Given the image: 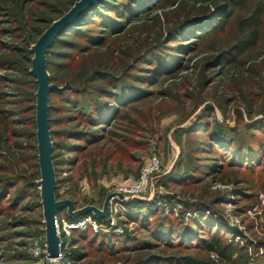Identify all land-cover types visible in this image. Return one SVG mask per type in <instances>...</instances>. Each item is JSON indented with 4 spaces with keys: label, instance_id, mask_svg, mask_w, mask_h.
<instances>
[{
    "label": "rangeland",
    "instance_id": "1",
    "mask_svg": "<svg viewBox=\"0 0 264 264\" xmlns=\"http://www.w3.org/2000/svg\"><path fill=\"white\" fill-rule=\"evenodd\" d=\"M76 1L78 0H75L73 4ZM221 1L224 0H168L149 15V17L154 16L153 20L145 21L144 18V21L142 20L131 29L122 40L111 46V48L118 49V55L116 58L113 57L110 67L118 69L132 63L133 58L137 57L148 43H152L161 35H166L168 26L187 12H204L214 8V5ZM263 1L251 0L247 8H236L228 29L202 40L199 43L201 46H197L191 54L185 56L186 64L183 69L178 70L174 76H169L155 84L152 88L155 92L149 98L138 102L137 107L128 110L125 118L121 122H117L119 126L115 131L120 128L131 131L129 136L127 135L129 141L128 144H123L124 148L116 153L114 159L100 160V156L99 158L95 157L96 153L90 150L70 153L64 148L57 149L55 162L59 179H61L56 190L57 198L71 199L75 202L76 208L87 205L102 208L109 193L117 191L118 186L125 180L137 178L145 163L153 155H157L160 157L163 167L154 179L153 196L151 198L150 195H147L148 199L140 198L144 202L153 203L150 212L158 211L160 214L180 217L182 223L187 224L197 211H186L185 202L191 204L201 202L213 206L214 210H211V213H216L219 221L230 227L232 233L235 234L234 239L242 245L248 244L252 255L249 264H264V195H259L258 201L245 195V193H252V190H249L248 182L252 179L257 182L256 177H252L246 172L240 173L232 170L226 176L220 175L216 178L204 176L199 182L190 184L173 183L171 188L166 187L161 180L174 169H178V161L181 156L186 154V151L188 152L189 145L193 147L197 140H204L207 137L205 132L184 135L181 131L198 121L204 109L208 113L206 118L211 123L220 121L221 124H227L230 127L240 125L244 137L248 134L247 129L244 128L245 123L256 120L264 121V14L260 18L261 24L258 28L260 37L253 50L242 52L239 57L234 59V62L227 64L223 62L221 67L217 66L208 70L205 68L206 64L211 65V60L218 52L229 49L238 43L243 37V33L238 27L239 19L250 16ZM71 2L72 0H0V58H4L8 62L0 63V89L9 95L8 108L12 110V113H22L25 108L34 107L18 116L20 121L15 118L16 123L14 124L15 130L19 129L21 135L29 134L32 130L35 134L32 143L36 147L35 151L29 150V153L34 155L33 157L37 155L36 159H32L33 163L39 164L35 97L38 85L35 82L34 100H26L29 99V96L24 92L31 89L33 81L31 77L20 71L19 65L16 63L22 61L30 71L33 57V53H30L31 47L40 36L32 26L47 28L55 19L72 7ZM155 15H158L159 19ZM45 19L54 20L49 24ZM25 48H28L27 52L24 51ZM65 49L68 50V48ZM105 50L98 57H91L93 62L109 63L110 56L114 54L109 49ZM62 61H66L65 63L71 67L67 66L61 75L57 74L60 76L59 82L62 81V85L52 82L57 86V89H62L65 86V84L63 85L65 81L81 82L80 72L84 70L82 67L86 66L83 64L82 56L73 62L71 60ZM217 64L220 63L217 62ZM93 67L92 63H87L85 69ZM222 70L221 76L218 77L217 75ZM48 72L50 75L51 72L49 70ZM205 78L211 82L209 86H206ZM55 98L57 103L54 105L58 109L54 115L63 119L70 110L63 106L65 102L61 100V96L58 95ZM207 106L210 108H206ZM32 117L33 124L25 122ZM56 127L64 128L65 125H56ZM257 133L264 136V131ZM124 136H126V132ZM19 139L25 146H29L30 140L27 137H19L17 131L14 143ZM179 139L182 145L178 142ZM55 141L63 146L66 143H71L69 139L63 137H57ZM72 159H76L75 163L68 162ZM34 171L40 172V166L31 169L29 175ZM39 179L40 175L33 180L32 185L34 186L28 189L27 197L19 207L12 213L6 214L8 217L5 218L7 219L10 215L16 217V225L9 230L11 234L13 233L12 237L3 240L1 245L12 243L14 250L21 254L9 264H76L70 257V253L77 246L74 242L73 232L70 236L68 259L57 262L45 255L46 226L41 205ZM242 188L245 190L244 194L241 193ZM16 189L14 188L13 191ZM125 205L121 203L122 207L118 208L120 210L115 215V223L123 230L121 233L114 230L95 232L92 228L81 229H91L96 234L107 236V239L104 240L103 246L99 244L102 238L99 239L96 246H87L85 245L86 241H80V244L85 245L87 257L77 264H125L131 263L128 260V258L133 260L131 256L137 258L138 254L127 249L134 247L136 238H147L149 232L142 227L139 221H134L127 216L128 209ZM182 213L183 217L180 216ZM88 215L94 214L91 212ZM67 216L66 209L61 211L58 215V223L68 220ZM149 220L153 221L154 218L150 217ZM100 221L106 223V219ZM255 245L259 247H255ZM37 249L39 255H36ZM113 251L115 254L111 255L110 253ZM151 252L168 256L170 254H186L188 251L156 247L152 248ZM129 255L131 256L129 257ZM0 264H4V262Z\"/></svg>",
    "mask_w": 264,
    "mask_h": 264
},
{
    "label": "trees",
    "instance_id": "2",
    "mask_svg": "<svg viewBox=\"0 0 264 264\" xmlns=\"http://www.w3.org/2000/svg\"><path fill=\"white\" fill-rule=\"evenodd\" d=\"M74 1L72 0L71 4ZM167 1L100 0L95 7L80 17L73 27L59 36L49 48L47 69L51 72V83L62 85V81L59 82V75L67 69V66L71 67L62 60L73 62L82 56L83 64L87 66V63H92L94 65L91 69H85L86 66L82 67L84 70L80 72L81 82L65 81L63 83L65 86L62 89L55 88L50 93L49 118L57 189L61 183L55 162L57 149L64 148L70 153L90 150L96 153L95 157L99 158L100 156V160L114 159L116 153L124 148L123 144H128L129 137L127 135L129 136L131 132L122 128L115 131L119 126L117 122L119 123L125 118L130 108L137 107L138 102L149 98L155 92L152 89L155 84L169 76H174L178 70L183 69L186 64L185 56L191 54L197 46H201L199 43L202 40L228 29L236 8H247L251 3V0H224L204 12H187L168 26L166 35H161L152 43H148L142 52L133 58L132 63L118 69L110 67L112 60L118 55V49L111 48V46L122 40L144 18L145 21L153 20L154 16L149 17V15ZM263 14L264 1L259 3L250 16L239 19L238 27L243 33V37L238 43L229 49L218 52L211 60V65L206 64L205 68L208 70L217 66L221 67L223 62H225L224 64L234 62V59L239 57L242 52L253 50L260 37L258 28ZM155 16L159 19L158 15ZM45 20L50 24L54 19ZM32 28L38 35L46 29L36 25ZM65 48H68L69 51ZM105 49L111 50L114 54L110 56V59L108 58L109 63L93 62L92 58L101 55L103 50L106 51ZM24 51L27 52L28 48H25ZM30 53L33 52L30 51ZM0 59V63L2 61L8 63L4 58ZM16 64L19 65L20 71L31 77L33 81L31 89L24 92L29 96V99L26 100L32 101L36 87L34 76L22 61H17ZM222 72L223 70L217 76H221ZM204 81L206 86L211 84L208 78H205ZM58 95L65 102L63 106L70 110L63 119L54 115L58 109L54 105L57 103L55 96ZM8 96L0 89V263L4 262V264H9L13 259L21 256L14 250L12 243L1 245L3 240L12 237L13 233L11 234L9 230L16 225V217L10 215L7 219L5 218L8 217L6 214L12 213L19 207L27 197L28 189L34 186L32 185L33 180L40 175L38 171L29 175L31 169L39 167L38 163L32 162V159H36L37 155L33 157L34 155L29 153V150L35 151L36 148L32 144L35 135L33 130L24 135H21L19 129L17 130L19 137H27L30 140L29 146H25L20 139L14 143L17 136V131L14 128L15 118L20 121L18 116L34 107L25 108L22 113H12V110L8 108L10 102ZM206 108H210V106ZM207 115L208 113L204 109L198 121L181 130L184 135L205 132L207 137L204 140H197L193 147L189 145L188 152L186 151V154L181 156L178 161V169H174L168 176L163 177L162 183L171 188L173 183L190 184L199 182L204 176L213 178L220 175L226 176L232 170L240 173L246 172V174L256 177L257 182L253 179L248 182L249 190H252V193H245L243 188L241 193L258 201L259 195H264V136L257 132L264 131V121L256 120L245 123L244 128L247 129L248 134L244 137L240 125L230 127L227 124H221L220 121L211 123L206 118ZM25 122L33 124L34 119L32 117ZM56 125H65V127L58 129L55 128ZM125 132L126 136H124ZM57 137L69 139L71 143H66L63 146L55 141ZM190 141L192 140L190 139ZM178 142L182 145L181 140ZM75 161L76 159H72L68 162L75 163ZM14 188H17L16 191H13ZM152 204L134 198L125 205L128 209L127 216L134 221H139L142 227L149 232L147 238H136L134 247L127 249L138 256L136 258L129 255L133 260L128 258L131 263L125 264L250 263L252 255L248 244L242 245L234 239L235 234L232 233L230 227L219 221L216 213H211V210H214L213 206L201 202L192 204L185 202L186 211L197 212L187 224H183L180 217L160 214L158 211L150 212ZM61 211L63 210H60L58 215ZM183 213L180 214L181 217H183ZM82 217L84 215L67 216L71 221ZM148 217H153L154 220L150 221ZM73 234L77 246L70 253V257L76 264L87 257L85 245L96 246L99 239L102 238L99 244L103 246L104 240L107 239V236L96 234L91 229H75ZM83 240L86 241L85 245L80 244V241ZM156 247L185 249L188 252L181 255L165 256L151 252V249ZM255 247L259 246L255 245ZM144 252L150 253L144 254ZM110 254L114 255L115 251ZM25 255L28 256L26 253Z\"/></svg>",
    "mask_w": 264,
    "mask_h": 264
},
{
    "label": "water",
    "instance_id": "3",
    "mask_svg": "<svg viewBox=\"0 0 264 264\" xmlns=\"http://www.w3.org/2000/svg\"><path fill=\"white\" fill-rule=\"evenodd\" d=\"M100 0H78L62 16L55 19L38 37L32 45L31 59L32 67L30 72L36 79L38 85L35 93L36 97V139L38 149V160L40 166L41 205L43 207V217L46 232V255L55 260L59 256L61 247V235L57 228L58 212L66 209L69 217L88 215L93 213L100 219H108L110 215L111 200L118 197L123 204L130 203L133 198H125L121 192L109 193L103 203L102 208L94 205H87L76 208V204L71 199H58L56 196L57 177L53 161V140L50 129L49 101L50 93L57 86L50 82V75L47 69V53L56 39L64 32L73 27L76 22L88 10L95 7Z\"/></svg>",
    "mask_w": 264,
    "mask_h": 264
},
{
    "label": "built area",
    "instance_id": "4",
    "mask_svg": "<svg viewBox=\"0 0 264 264\" xmlns=\"http://www.w3.org/2000/svg\"><path fill=\"white\" fill-rule=\"evenodd\" d=\"M162 167L160 157L153 155L142 167L139 176L129 181L125 180L122 182L118 186L117 191L121 192L125 198L148 199L146 197L147 195H150L152 198L154 193V179L161 172ZM121 203L122 201L118 197L112 198L110 215L108 219H106V223H102L99 218L94 215H86L75 221L64 220L63 223H57V228L61 235V247L59 256L55 261L58 262L59 260L68 259V250L70 249L71 243L70 236L75 229L92 228L95 232L114 230L115 232L121 233L123 230L115 223V215L118 214V211L120 210H118V208L121 206ZM39 254L40 253L37 249L36 255Z\"/></svg>",
    "mask_w": 264,
    "mask_h": 264
}]
</instances>
